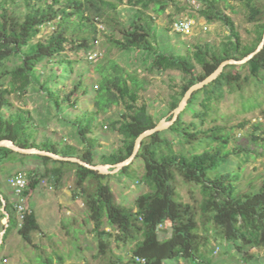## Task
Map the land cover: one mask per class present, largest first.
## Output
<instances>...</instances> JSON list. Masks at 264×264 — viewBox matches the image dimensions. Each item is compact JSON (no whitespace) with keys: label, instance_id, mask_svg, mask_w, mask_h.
<instances>
[{"label":"trees","instance_id":"obj_1","mask_svg":"<svg viewBox=\"0 0 264 264\" xmlns=\"http://www.w3.org/2000/svg\"><path fill=\"white\" fill-rule=\"evenodd\" d=\"M170 1L126 0L128 17L119 23V36L105 35L110 47L119 51L138 50L145 54L149 71H177L181 74L183 83L178 93L171 95L168 112L177 105L190 85L210 74L221 61L238 60L253 51L264 31V9L257 7L253 0H243L248 20L254 22V36L247 43L240 40L230 15L225 12L229 5L225 2L221 6L225 0H191L198 5L197 16L206 23L219 22L227 36L216 45L204 42L194 44L186 53L171 51L159 44L154 23ZM57 3L58 0H0V66L10 57L17 61L11 68L0 70V140L10 139L20 147L76 156L90 164H114L130 154L135 137L153 127L158 118H153L145 103L138 102L139 92L146 84L145 78L125 69L113 58L104 55V59L93 66L97 79L92 90V109L72 120L65 119L75 133L78 146L45 140L36 143L28 131L31 126L29 113L23 109H12L10 96L17 100L32 88L42 94L59 115L63 101L69 95L60 97L51 88L49 80L42 78L39 67L44 66L42 63L63 65L69 71L70 62L65 57L64 45L70 43L71 50L90 53L96 42L92 20L86 16L72 19L56 6ZM47 25H51L52 30L34 40L40 29ZM196 65L199 72L195 70ZM241 70L246 72L241 73ZM263 78L264 43L245 63L224 66L214 80L190 94L170 125L142 139L135 155L142 163L137 182L147 190L135 197L133 207L115 201L106 182V174L76 163L24 155L0 147V168L4 163L21 162L26 158L42 164L41 173L27 171L24 194L33 190L45 176L57 182L65 170L72 171L74 186L82 197L87 220L91 223L96 256L104 259L105 264H140L135 262V256L143 258V264H166V260H183V264H213L207 253L212 237L221 242V246L216 245L217 250L222 246L228 247L237 254L239 262L257 264L259 260L250 250H264V181L255 190L239 194L235 185L238 173L220 169L231 155L243 163L252 157V151L240 146L233 137L234 128L242 127L243 123L229 128L218 124L205 128L202 125L212 113V104L219 101L225 91H239L243 83H261ZM77 88H81L82 94L86 93L84 86L77 81L70 94ZM112 107L118 108L117 117L108 121V127L123 137V147L101 154L94 161L98 140L93 136L92 122H98L97 117H103ZM187 113L189 120L183 118ZM169 119L170 115L166 120ZM259 130L264 134L261 123L251 124L248 137L252 143H257L258 139L262 141L257 135ZM128 168L129 165L121 168L117 174L125 173ZM175 175L199 187L201 198L197 208L179 200L173 186ZM0 210V218L6 217L2 241L14 228L27 244H32L33 234H41L31 209L25 211L20 224H17L12 202L1 191ZM162 227L169 229L168 238L157 237ZM144 231L151 232V235L142 234ZM113 248L119 253H114ZM124 252L128 256L126 261L121 255ZM57 258L61 263L62 258ZM52 260L50 254L38 256L40 264H53Z\"/></svg>","mask_w":264,"mask_h":264},{"label":"rangeland","instance_id":"obj_2","mask_svg":"<svg viewBox=\"0 0 264 264\" xmlns=\"http://www.w3.org/2000/svg\"><path fill=\"white\" fill-rule=\"evenodd\" d=\"M229 5L225 9L239 33L243 43L249 42L254 36V22H250L247 16V9L243 0H225L221 2ZM255 5L264 9V0H253ZM67 13L72 19H79L86 16L95 24L96 42L93 44L90 53L83 50H71V44L64 45V54L70 62V69L63 65L53 66L43 64L39 67L42 78L49 80L51 88L60 97L68 94L67 100L63 101L62 110L56 114L53 107L46 101L45 97L35 89L29 88L19 99L13 96L12 109H23L30 115V127L28 131L36 143L48 141V143H71L78 146L75 133L66 122L82 113L92 109V90L95 87L97 75L93 72L95 63L104 59V55L116 60L121 66L129 71H135L140 77L146 80L145 87L139 92L138 102L147 106L148 112L154 119H167L170 112L167 106L171 95H176L183 83L181 74L177 71H149L146 66L145 54L138 50L119 51L110 47L105 35L112 33L118 37L119 23L125 22L128 17V6L126 0L115 2L110 0H58L56 5ZM181 8V9H180ZM198 5L191 0H171L161 15L156 17L154 23L158 29L157 36L159 44L164 45L168 50H177L180 53L188 52L194 44L209 43L218 44L226 38L227 32L219 22L206 23L197 16ZM184 20L188 22L187 27L179 28L177 22ZM52 30L51 25L43 26L34 40L42 38ZM74 45V44H73ZM96 56L90 60L89 56ZM15 58H8L0 66L9 69L16 63ZM52 67V70L50 68ZM196 72L200 68L195 66ZM246 70H241L245 73ZM81 82L86 89L82 94L81 88L70 94L73 85ZM211 115L203 123L202 127L212 124L223 125L226 128L243 123L242 127L234 128L233 137L242 147L252 151V157L246 162H240L238 157L229 156L228 161L220 168L222 171H235L238 178L235 182L239 194L255 190L264 181V134L257 131V143L249 139L251 124L261 123L264 126V78L263 82L255 83L249 81L243 83L239 91L230 93L224 92L219 101L214 102ZM117 107H112L103 117H97L98 122L93 120V136L98 140V147L94 152V161L98 160L101 154L105 155L123 147V137L116 131L110 130L108 121L117 117ZM86 117H89L87 115ZM190 119L187 113L183 117ZM212 119H214L212 121ZM106 125V127H101ZM238 162V166H237ZM129 168L125 173L115 172L106 174L108 183L114 199L125 206L133 207L135 197L146 191L147 188L137 182L142 172V163L135 156L128 164ZM127 165V166H128ZM49 166V165H48ZM43 171L42 164L33 158H26L23 161L4 163L0 168V191L13 201L6 179L18 172ZM173 186L179 200L189 203L197 208L201 195L199 187L185 182L175 175ZM27 207L33 210L35 219L39 224L41 234H33L32 244L25 243L16 233V229L7 232L5 239L1 240V233L4 230V220L0 218V264H40L38 256L50 254L53 257V264H105L104 259L96 256V242L92 236L91 223L87 220L86 210L82 203V197L73 183V173L65 170L63 177L53 182L47 176L39 181L37 186L28 195ZM27 198V197H26ZM26 205V202H25ZM1 211V210H0ZM142 234L151 235V232L144 231ZM170 231L162 227L157 233L159 239L168 238ZM223 243V242H222ZM221 246L219 239L210 238L207 247L208 255L213 264H250L238 261L237 254L228 247H221L217 250L216 245ZM113 245V244H112ZM114 253H119L113 248ZM250 253L258 258L257 264H264V250L262 248H251ZM123 260L128 256L121 253ZM62 258V262L57 257ZM166 264H183V260H166ZM188 264H193L188 262Z\"/></svg>","mask_w":264,"mask_h":264},{"label":"water","instance_id":"obj_3","mask_svg":"<svg viewBox=\"0 0 264 264\" xmlns=\"http://www.w3.org/2000/svg\"><path fill=\"white\" fill-rule=\"evenodd\" d=\"M263 43H264V31L261 34L260 41L258 42L257 46L255 47L253 51H251L250 53H248L247 55H245L244 57L238 60L226 59V60L221 61L218 64V66L210 74L205 76L200 81H197L193 83L192 85H190L183 93L177 105L170 111V114H169L170 119L166 120L163 118L157 121L153 127L145 129L142 132H140L133 141V146H132V150L130 154L125 159L119 162H116L114 164H102V163L90 164V163L84 162L83 160H81L80 158L76 156H63V155H60L54 152L38 149L35 147H27V148L20 147V146L15 145L10 139L0 140V147H7L14 152L24 154V155L33 154V155H39V156H46L53 160L68 161V162L76 163L87 169L96 171L100 174H113L117 172L118 170H120L121 168L127 166L131 162V160L134 158V156L136 155L138 151V148H139V145L142 139H144L145 137H147L148 135L154 132H157V131H160L166 128L168 125L172 123L173 120H175L178 113L183 109L186 103V100L188 99V97L190 96L192 92L200 89L202 86L214 80L216 76L221 72L224 66L228 64L240 65L248 61L254 54H256L259 51Z\"/></svg>","mask_w":264,"mask_h":264},{"label":"built area","instance_id":"obj_4","mask_svg":"<svg viewBox=\"0 0 264 264\" xmlns=\"http://www.w3.org/2000/svg\"><path fill=\"white\" fill-rule=\"evenodd\" d=\"M177 25L179 28L183 29L184 27H187L188 22L184 20H179L177 22ZM96 55L92 54L89 56L90 60L94 58ZM27 173L26 172H18L14 175L8 176L6 179V184L9 187L10 194L14 197L12 202V206L14 208L17 224H20L21 219L23 218V215L25 211H28V208L25 205L26 202V194H24V190L26 189L27 185ZM4 227L6 226L5 220H4ZM135 262L143 264L145 260L141 257H134ZM239 264V263H236Z\"/></svg>","mask_w":264,"mask_h":264},{"label":"crops","instance_id":"obj_5","mask_svg":"<svg viewBox=\"0 0 264 264\" xmlns=\"http://www.w3.org/2000/svg\"><path fill=\"white\" fill-rule=\"evenodd\" d=\"M30 192H31V191H29V192L26 194V197H27V198H26V207H27V204H28V202H29V201H28V197H29L28 195H29ZM28 207H29V204H28ZM28 207H27V208H28ZM28 209H29V208H28ZM32 211H33V210H32ZM33 213H34V212H33ZM3 220H5V222H6V217H4Z\"/></svg>","mask_w":264,"mask_h":264}]
</instances>
